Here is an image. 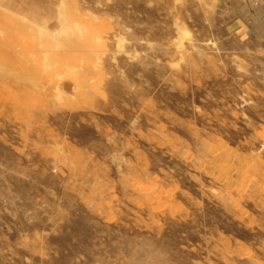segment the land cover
<instances>
[{
  "label": "rangeland",
  "instance_id": "1",
  "mask_svg": "<svg viewBox=\"0 0 264 264\" xmlns=\"http://www.w3.org/2000/svg\"><path fill=\"white\" fill-rule=\"evenodd\" d=\"M0 264H264V0H0Z\"/></svg>",
  "mask_w": 264,
  "mask_h": 264
}]
</instances>
